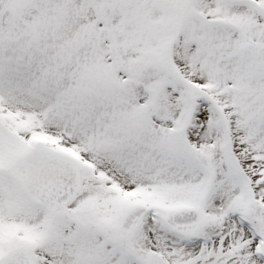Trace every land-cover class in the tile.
I'll list each match as a JSON object with an SVG mask.
<instances>
[{"label": "snow or ice", "instance_id": "snow-or-ice-1", "mask_svg": "<svg viewBox=\"0 0 264 264\" xmlns=\"http://www.w3.org/2000/svg\"><path fill=\"white\" fill-rule=\"evenodd\" d=\"M0 264H264V0H0Z\"/></svg>", "mask_w": 264, "mask_h": 264}]
</instances>
